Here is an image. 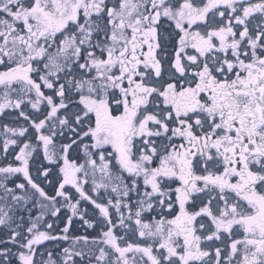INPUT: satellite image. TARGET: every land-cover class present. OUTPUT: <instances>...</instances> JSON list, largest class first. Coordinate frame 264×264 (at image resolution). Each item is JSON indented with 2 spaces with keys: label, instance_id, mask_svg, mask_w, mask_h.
I'll return each instance as SVG.
<instances>
[{
  "label": "flooded vegetation",
  "instance_id": "af4514ba",
  "mask_svg": "<svg viewBox=\"0 0 264 264\" xmlns=\"http://www.w3.org/2000/svg\"><path fill=\"white\" fill-rule=\"evenodd\" d=\"M74 1L82 4L76 24L94 26L104 41L105 33L116 36L115 45L105 42L103 50L93 37L78 48L81 78L66 70L52 95L43 86L40 100L49 108L40 123L19 110L23 128H14L11 110H0L1 200L26 198L22 208L0 213V264H26L27 255L31 264H159L158 253L136 242L158 245L141 233L153 227L164 239L155 247L164 264H204L196 251L206 246L220 261L249 256L246 264H264V0H131L125 17L116 12L130 10L129 2L97 0L102 8L87 16L88 0H67L54 19H31L47 20L45 35L57 21L68 31L61 15ZM13 3L2 1L5 9ZM6 32L2 59L12 37ZM95 64L105 72L93 73ZM92 79L104 93L95 98L79 89ZM52 120L59 131L45 136ZM46 146L64 158L44 163ZM87 155L105 162L103 185L77 183L68 171L72 159ZM132 196L148 203L138 217L143 206ZM79 243L101 248V259L88 253L80 261Z\"/></svg>",
  "mask_w": 264,
  "mask_h": 264
},
{
  "label": "rangeland",
  "instance_id": "374dc122",
  "mask_svg": "<svg viewBox=\"0 0 264 264\" xmlns=\"http://www.w3.org/2000/svg\"><path fill=\"white\" fill-rule=\"evenodd\" d=\"M4 3H13L12 1H16V0H2ZM2 1L0 0V5H2ZM67 0H29V4L31 6H36L39 7L41 9H44L47 11V14H49L50 12H53L54 10H57L60 8V3H63ZM131 0H122L119 7H123L125 6L124 4L126 2H129ZM43 2H45V6H43ZM97 0H92V1H87L83 7V13L87 16L89 15H94V14H98L99 10L102 8L101 5L99 3H96ZM147 3V0H144V5ZM130 7V2L129 5ZM132 9L130 7V10H121L118 9L117 10V14L118 17H125L128 16L129 14L132 13ZM139 9L138 8H134V13H139ZM25 24L26 26H29V24L38 26L41 25L42 22H34L32 19L31 20H27L25 19ZM5 25H8V23L5 20V17L3 16V18L0 20V27ZM11 27V26H10ZM9 27V30H10ZM107 27L105 26H101L99 28H101L103 30V28ZM57 28H54V30L52 32H54ZM92 29V30H91ZM95 27L93 26L92 28L89 26L88 30L85 31V28L83 25L78 26L77 24L75 26H72L70 30H66V31H62L60 32L56 38H54L52 41H54L53 45L51 44V42H49V38H48V43L46 41V37L44 36L43 39L39 40L38 38L41 37L38 36L37 34L34 37H27L26 41L23 42V46L20 45H13L12 43L9 44L10 45V52L8 53V56H12L13 59H16V63L12 66V68L10 69V73L11 75L8 76L6 75V77L2 78V76L0 77V94L1 93H5L7 91V95L6 94H1L0 95V110H3L4 112H8L14 111L15 110V106L14 104H16L17 102H21V98L19 96H16L15 91L10 89V88H18L20 89L23 88L21 86V75H20V71L21 68L24 66V69H26L28 67L27 64H29L31 61L33 62V70L35 71L36 74H40V81L42 83H44L45 88L51 92H53V83L58 81L59 76L60 77H65L66 74V70H68V74L69 76L72 73V76L80 79L81 76L79 74V72H77L78 70L74 69V61H75V57L79 54L78 52V48H84L87 44H90V41L92 40V38L94 37L95 42H97L98 45L103 46L104 48L103 50L108 49L107 48V44L112 42L113 38H116V36L110 35L108 33H105L106 36H110L108 38H106V40L104 41L102 36H100L97 32V34L99 36H97V34L95 33ZM57 31H61V29H57ZM51 32V33H52ZM55 34V33H54ZM37 37L36 39L33 40V38ZM31 40H33L31 42ZM8 40H5V38H2L0 40V50H2V47L4 46V44H7ZM80 41H83V45L80 44ZM107 44H106V43ZM113 43V42H112ZM15 44V43H14ZM115 44L113 43L112 46H114ZM53 46V47H52ZM101 50V48L99 49ZM0 61H2V58H0ZM95 61V60H94ZM27 65V66H26ZM95 70H92L93 73H101V72H105L103 70V64H95L93 65ZM92 67V68H93ZM87 71L90 70V67L86 68ZM59 73V74H58ZM28 76V75H27ZM27 76L24 75V79H27ZM84 76V75H83ZM97 83L99 86L102 87V84L98 81H95L94 79L92 80H87L86 82H84V84H82L81 82L79 83V89L81 92H85L88 95H92L93 98H95L96 96L94 94L97 93V95H102L104 93L102 92L101 87L99 89H97V86L94 84ZM106 90V89H105ZM8 91H10V93L12 95H10L8 93ZM96 91V92H95ZM101 93V94H100ZM10 95V96H8ZM102 98V97H101ZM37 104V103H36ZM32 105L33 108H35V105ZM38 114L42 115L40 112H37ZM33 122V121H32ZM22 122H13L12 126L14 128H23V126H20ZM74 124V122L72 121V125ZM57 122L55 121H51L50 123V127L47 129L49 132L45 131V136H53L54 132L58 133L59 131V127L57 125L58 128H56ZM56 135H54L55 137ZM29 151L32 152L31 147H29ZM40 152H39V157H40ZM44 156V163H48L51 164L55 161H59V158H64L63 155L61 156V152L57 151H53L52 149H50L48 146H46L45 149V153L43 154ZM36 159V157H35ZM54 160V161H53ZM81 162V163H80ZM80 162H77L76 159H72L71 163H70V167L72 168V170L69 168L68 171L76 174L77 177V183L80 182V179H84L86 183H90L94 184V185H103L106 181V177H104V173L106 172V164L105 162H100L99 164L95 163V160H93V158L90 155L84 156L83 158L80 159ZM91 165H95V168H92ZM112 184H115L112 183ZM132 188V184L129 182V188H127L128 190ZM123 191V190H122ZM126 192L123 191V195ZM143 197V196H142ZM1 196H0V213L2 210H11V209H16V208H22L25 204H26V198H22L18 201H10V199H6V201L1 200ZM144 198V197H143ZM141 197H136V196H132V201H140V205L142 208H140L138 211L132 212V209L128 210V216L129 218L131 217V215L134 213L135 216H139L140 213L143 211V209H148V203L146 202L147 200H144ZM162 200V199H161ZM162 203V201H161ZM55 205H53L54 207ZM48 208H50L49 206H46V208H43V210L45 211V213L47 212ZM228 209H226L227 211ZM42 229V228H41ZM45 229V228H44ZM43 229V230H44ZM149 231V232H148ZM156 231H158L156 228H151V229H147L144 230L141 233H150L152 234L155 238H157L158 240V245L162 246L164 244V239L162 237V235L157 234L156 235ZM40 231H33L32 233H40ZM212 235V234H211ZM214 236V235H212ZM210 237V234L207 236ZM201 242V239H199L197 237V240H193L192 244H193V250L196 249L195 245L199 244ZM101 246L103 248L106 249V246L103 243H100ZM90 247V248H89ZM73 249L80 255H86L88 253L90 254H94L97 255L96 258L99 261L101 259L102 256V250L101 248H99L98 246H96L95 244L89 245L87 247H73ZM231 252L234 251L233 248L230 249ZM210 252V253H209ZM168 253V252H167ZM197 254L200 253L199 257L197 255L198 258L202 260H204V264H231L228 261H220L219 260V254L218 255H213L212 251H210V248L208 246L202 248H199L196 251ZM27 259H26V264H31L32 263V255H27ZM244 257V256H243ZM242 257V258H243ZM244 259L246 261H243L241 264H246V262L248 261V259H250L249 256H247L246 258L244 257ZM61 260H65V257H62ZM66 260H69L68 258ZM200 261V263H201ZM63 264V262H62ZM64 264H76L75 262H73L71 260L70 262H64ZM77 264H79L77 262ZM84 264V263H82Z\"/></svg>",
  "mask_w": 264,
  "mask_h": 264
},
{
  "label": "trees",
  "instance_id": "16d2710c",
  "mask_svg": "<svg viewBox=\"0 0 264 264\" xmlns=\"http://www.w3.org/2000/svg\"><path fill=\"white\" fill-rule=\"evenodd\" d=\"M0 8L2 9H5V6L4 5H0ZM6 10V11H5ZM5 10H0V20L3 18L2 16V12L5 11L4 13V16H6V14H8L7 16L8 17H13V19H16V18H21L22 16H24L22 19L25 18V16H29V15H34V17L40 15L41 18H45L47 14L43 13L44 11L47 12L46 10L44 9H41V8H38L36 6H31L30 4L29 5H24L23 3L19 2V3H13V4H10V5H6V9ZM82 10V4L81 5H77V1H74L72 4H69V5H65V10H64V13L61 15V18H67L66 19V26H64V28H67L69 26H75L77 20H73V16H76L77 17V13H79L80 11ZM52 14H54V11L51 12ZM56 19H57V16H55ZM47 18H49L50 20L51 19H54L53 16H48ZM55 19V20H56ZM46 21L47 20H42V24L41 25H38V26H35V25H32V24H29V26H26L24 24V22H16V26L12 27L11 28V34H12V37H11V41L8 42V45H7V48L6 50L4 49L3 51V55L6 54V53H9L10 52V45L9 44H13L14 46L16 45H22L23 46V42L26 41L27 37H33V36H36L37 35H41L42 34V29L45 28L46 26ZM61 23L63 21H60ZM59 22L57 21L52 27L53 28H57ZM55 34H47L45 35L47 38H49V42H51L54 38H56V36L61 32V31H57V29L54 31ZM6 33V31H4L3 27H0V34H4ZM102 33V32H101ZM14 34V35H13ZM2 39V37L0 36V40ZM33 40H31L32 42ZM15 43V44H14ZM54 41L51 42V44L53 45ZM2 55V56H3ZM16 59H13L12 56H4L2 61H0V77L2 76V78L6 77V75L10 76L11 73L9 72L10 69L12 68V66L16 63ZM32 61L29 63V67L28 69H24V66L21 68V71H20V75H21V78L25 75V73L28 74L27 78L28 80L30 81V90H33L34 91H30V96L28 97V103L25 104L22 108H21V111L22 110H37L39 111L40 113H44L45 110H48L49 108V105L47 102H45L43 104V102L40 100V96L39 95H42V96H46V93L44 91H42V83L40 81V75L38 77V74L36 75V73L33 74L32 72V69H33V65H32ZM77 70H78V67H77ZM20 78V79H21ZM21 86H22V83H20ZM12 90L15 91V94L16 96H21L24 92V89L20 87V89L18 88H10ZM8 93L10 95H12L10 93V91H8ZM39 97V98H38ZM54 97V96H53ZM75 99V98H73ZM32 101H35V103H33ZM77 101V100H76ZM40 102V103H39ZM36 103H39L38 106L36 108H33L32 105L36 104ZM15 106V110L14 111H11V114H16L17 113V104H14ZM20 110V109H19ZM46 114H48L46 112ZM16 117V116H14ZM40 117L41 115H34L33 113L29 112V119L31 121H33L34 123H39L41 120H40ZM153 205L155 206V202L153 201ZM157 212L158 211H161L159 210L158 208H156ZM152 220H156L155 218V214L152 213ZM158 218H159V214L157 213L156 215ZM78 228H77V237L79 238L81 236V229L79 230V226H81L80 224H77ZM63 228V227H62ZM51 232H53L54 230H50ZM51 235V233H50ZM83 237V236H82ZM81 237V238H82ZM82 242V241H81ZM136 242L138 243V245H140V247H150V249L154 252V253H158V263L159 264H164V261L162 259V252L159 251V250H155V247H157V245L155 244H151V245H147V244H144V243H141V241H137ZM64 243V242H63ZM65 244V243H64ZM63 246V244L61 245V247ZM77 247H87L85 244H81L79 243L78 245L76 244ZM78 259L80 261H84V257L82 255H79L78 256ZM140 262H143V260L141 259Z\"/></svg>",
  "mask_w": 264,
  "mask_h": 264
}]
</instances>
